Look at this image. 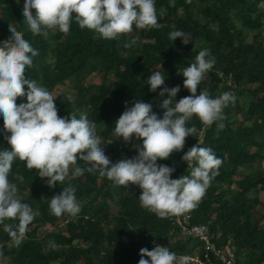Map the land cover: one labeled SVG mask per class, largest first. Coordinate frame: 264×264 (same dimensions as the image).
Segmentation results:
<instances>
[{"label": "trees", "instance_id": "1", "mask_svg": "<svg viewBox=\"0 0 264 264\" xmlns=\"http://www.w3.org/2000/svg\"><path fill=\"white\" fill-rule=\"evenodd\" d=\"M24 3L0 0V42L10 38L9 25L23 33L38 51L25 78L50 93L57 85L70 88L72 95L55 97L58 115L70 118L72 113L79 119L84 114L95 122L101 147L112 163L137 156L142 143L116 138L115 121L126 105L141 100L151 103L159 118L163 116L160 105L168 95L160 97L161 88L149 90L151 73L160 71L169 89L180 86L178 101L191 95L180 73L201 50H209L215 64L197 94L206 90L216 98L230 92L235 101L211 126L193 116L187 126L197 129L194 137H186L182 151L157 163L174 168L171 178L178 179L191 172L182 160L185 152L197 144L211 148L222 163L196 207L185 210L190 215L186 226H208L217 246L230 245L237 264H264V207L257 203V194L264 191V0H155L158 15L161 8L166 10L158 19L161 27L134 26L132 33L113 40L81 29L75 20L68 34L54 29L47 38L33 35L22 14ZM174 30L184 32L189 43L181 38L171 41L169 33ZM134 37H139L136 45L125 47ZM95 75L101 76L99 83L90 81ZM23 102L26 96L17 98V104ZM3 125L0 116V151L11 150L6 139L10 133ZM76 166L90 165L78 161L72 170ZM9 180L17 185L21 202L36 215L19 246L0 224V264H138L140 249L151 251L156 245L189 257V264L191 257L203 254L202 241L172 215L161 218L141 206L142 190L137 185L114 186L98 172L85 171L50 188L47 178L41 179L37 170H28L19 159L12 164ZM69 183L76 189L81 211L75 217L54 216L50 199ZM4 223L15 227L18 221ZM50 242L58 247L52 248Z\"/></svg>", "mask_w": 264, "mask_h": 264}, {"label": "clouds", "instance_id": "2", "mask_svg": "<svg viewBox=\"0 0 264 264\" xmlns=\"http://www.w3.org/2000/svg\"><path fill=\"white\" fill-rule=\"evenodd\" d=\"M35 9V14H33ZM22 14L30 32L47 38L49 31L58 29L68 34L73 20L81 29L87 28L99 34L100 38L113 40L130 34L136 29L161 27L158 19L166 15L161 8L159 15L155 0H25ZM11 36L0 42V116L3 117L4 131L11 150L0 151V224L12 242L19 246L35 219L36 213L22 203L15 183L9 174L14 160L24 162L28 170H37L41 179L47 178V185L54 188L58 183L71 181L84 174L98 172L114 186L127 188L130 184L142 190L139 201L142 207L164 218L193 209L206 193L211 180L218 174L222 161L211 148L198 144L184 153L182 160L191 169L190 175L172 179L174 168L157 163L173 152L183 150L186 137L195 135L197 129L187 122L197 117L204 125L211 126L222 120L223 108L235 101V96L224 92L212 98L198 86L205 81L215 64L208 49L201 50L195 62L180 73L185 78L183 86L191 95L176 100L180 86H164L165 78L160 71H154L147 78L151 92L161 88L164 109L162 118L153 112V105L137 100L127 107L115 121V134L130 143L133 138L142 141L136 148L138 155L112 163L102 149L96 132V123L82 114L79 119L71 113L70 118L58 115L56 98L36 81L26 79V68L33 64L38 55L21 31L9 25ZM181 38L189 43L185 33L174 30L169 39ZM139 37L132 38L125 47L136 45ZM27 85V90H25ZM26 102L17 104L18 97ZM173 99L175 104L173 105ZM220 124L219 128L223 129ZM84 161L87 168L76 166ZM195 162V166H194ZM21 182L22 176H17ZM76 189L71 185L50 199L52 215L65 213L75 217L81 206L75 197ZM5 220L18 221L15 227ZM52 248L58 246L50 242ZM138 264H189V257L156 245L151 251L140 249ZM147 257L148 259H145Z\"/></svg>", "mask_w": 264, "mask_h": 264}, {"label": "built area", "instance_id": "3", "mask_svg": "<svg viewBox=\"0 0 264 264\" xmlns=\"http://www.w3.org/2000/svg\"><path fill=\"white\" fill-rule=\"evenodd\" d=\"M173 219L186 227L187 233L199 238L202 241V256L191 257L193 264H237L234 253L230 245L224 247L217 246L213 234L206 225L186 226L190 217L189 212L173 214Z\"/></svg>", "mask_w": 264, "mask_h": 264}, {"label": "rangeland", "instance_id": "4", "mask_svg": "<svg viewBox=\"0 0 264 264\" xmlns=\"http://www.w3.org/2000/svg\"><path fill=\"white\" fill-rule=\"evenodd\" d=\"M90 81L94 82V83H99L101 81V76L100 75H95V76L90 78ZM72 93H73V91L70 88H68L66 86H63V85H57L53 89V91L51 92V94L53 95L54 98L57 97V96H63L64 94L70 96V95H72ZM116 138L117 139H121L117 135H116ZM262 165L264 167V160L262 162ZM57 185H60V183H58ZM257 196H258V200H259L257 203H259V206L263 208L264 207V191L259 192L257 194Z\"/></svg>", "mask_w": 264, "mask_h": 264}]
</instances>
